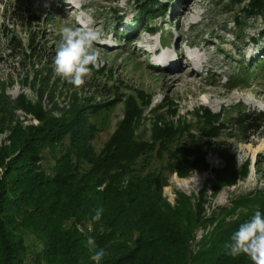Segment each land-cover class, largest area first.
I'll return each mask as SVG.
<instances>
[{
  "label": "rangeland",
  "instance_id": "rangeland-1",
  "mask_svg": "<svg viewBox=\"0 0 264 264\" xmlns=\"http://www.w3.org/2000/svg\"><path fill=\"white\" fill-rule=\"evenodd\" d=\"M143 1L0 0V146L9 143L15 124L23 128L39 124L32 113L15 105L20 96L25 103L40 104L54 118H69L72 111L84 108L95 125L91 145L96 152L115 131L129 101L134 103L133 112L139 110L133 118L138 140L152 141L155 126L183 125L185 130L169 148L202 144L205 169L179 177L170 171L174 157L153 150L145 166L139 160L137 170L162 172L166 178L162 195L170 204L177 193L192 203L203 195L202 217L208 221L194 231L190 241L194 256L202 237L218 222H234L264 202V147L255 150L264 142V132L244 141L231 125L239 108L264 113V13L249 7V0H156V11L144 8L143 13ZM63 2H70L73 9L61 6ZM66 25L90 27L101 34L94 46L101 50L102 66L80 87L54 73L60 30ZM170 46L172 54L186 51L191 60L194 52L205 50L210 64L203 67L194 58L198 73L193 83L168 88L164 78L176 70L161 66V57ZM179 61H187L185 54ZM95 105L105 107L92 114ZM204 109L219 115L213 122L216 135L204 133ZM224 151L237 167L245 165L246 173L214 191V170L224 166L219 155ZM44 156L43 164L53 163L51 156ZM30 260L28 254L29 264Z\"/></svg>",
  "mask_w": 264,
  "mask_h": 264
},
{
  "label": "trees",
  "instance_id": "trees-1",
  "mask_svg": "<svg viewBox=\"0 0 264 264\" xmlns=\"http://www.w3.org/2000/svg\"><path fill=\"white\" fill-rule=\"evenodd\" d=\"M156 5V0H144L140 9L154 12ZM247 5L264 13V0H249ZM128 103L115 131L96 152L91 145L95 125L84 108L72 111L69 118H54L40 104L25 103L22 96L15 101L39 124H15L9 143L0 146V264H29L28 254L30 264H97L86 247L89 236L107 253L99 264H250L247 257L228 256L225 243L238 224L257 210L264 214V202L234 222H218L192 256L194 231L208 221L202 217L203 195L192 203L177 193L170 204L162 195V172L141 174L137 165L142 160L145 166L153 150L168 151L174 157L170 171L184 177L206 168L203 145H174L171 150L185 130L179 124L155 126L152 141L138 140L133 118L139 110L133 112L134 103ZM104 107L95 105L91 113ZM218 118L204 109L206 135L217 134L213 122ZM231 125L249 141L264 132V113L239 108ZM45 153L53 158L52 164L41 162ZM219 155L225 163L214 170V191L246 173L245 165L237 167L231 155ZM101 206L105 211L94 221L95 209Z\"/></svg>",
  "mask_w": 264,
  "mask_h": 264
},
{
  "label": "clouds",
  "instance_id": "clouds-1",
  "mask_svg": "<svg viewBox=\"0 0 264 264\" xmlns=\"http://www.w3.org/2000/svg\"><path fill=\"white\" fill-rule=\"evenodd\" d=\"M100 38V32L90 27H62L54 58L55 75L76 87L82 86L86 78H91L93 70L102 66L101 50L94 46ZM104 211L102 206L97 207L92 219L99 221ZM86 247L97 264L107 254L103 248L97 247L91 236L87 238ZM225 249L232 258L244 256L250 264H264V214L257 210L238 224L225 243Z\"/></svg>",
  "mask_w": 264,
  "mask_h": 264
},
{
  "label": "bare ground",
  "instance_id": "bare-ground-1",
  "mask_svg": "<svg viewBox=\"0 0 264 264\" xmlns=\"http://www.w3.org/2000/svg\"><path fill=\"white\" fill-rule=\"evenodd\" d=\"M64 1V0H63ZM79 0H76V2ZM61 6H66L69 9H73L72 5L70 4V2H63L61 4ZM67 8V9H68ZM185 10L189 11L190 9L187 7V5H185ZM195 23V22H194ZM179 47V46H177ZM197 48V47H196ZM172 49H174V46H170V48H168L162 55L161 59L164 60V63L161 64V66H165L164 68H167L168 70H176V72L170 73L168 75L167 78H164L166 81H164L163 83H165V85L169 88V87H173L176 86L177 84H184V85H188L193 83V79L192 77L194 75H196L197 72V68L194 67V64H192V60H194L195 58V62L199 63L201 66H207L208 64H210V57H206V52L205 50L199 49L198 51L193 53V59L191 60L189 54L186 53V51H179L178 55H174L172 54L170 51H172ZM178 49V48H177ZM183 54H185V57L187 59V61L185 62H178L177 61L183 57ZM197 65V64H196ZM199 65V66H200ZM174 66V67H173ZM161 77V76H160ZM163 80V78H162ZM264 147V142H261L260 144L257 145V147L255 148V150H257L258 148H263Z\"/></svg>",
  "mask_w": 264,
  "mask_h": 264
}]
</instances>
